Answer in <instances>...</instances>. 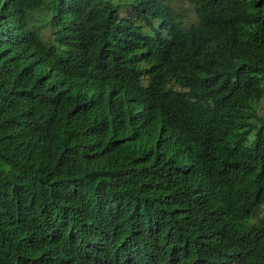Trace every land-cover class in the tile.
Returning <instances> with one entry per match:
<instances>
[{
    "label": "trees",
    "instance_id": "trees-1",
    "mask_svg": "<svg viewBox=\"0 0 264 264\" xmlns=\"http://www.w3.org/2000/svg\"><path fill=\"white\" fill-rule=\"evenodd\" d=\"M190 1L0 0V264H264V0Z\"/></svg>",
    "mask_w": 264,
    "mask_h": 264
},
{
    "label": "rangeland",
    "instance_id": "rangeland-1",
    "mask_svg": "<svg viewBox=\"0 0 264 264\" xmlns=\"http://www.w3.org/2000/svg\"><path fill=\"white\" fill-rule=\"evenodd\" d=\"M177 6L180 9V13L183 16V25L186 28H190L193 24L197 22L195 12L193 10V7H191V1L190 0H176ZM189 3V4H188ZM43 31L48 36H51L50 34V27L48 25L43 26Z\"/></svg>",
    "mask_w": 264,
    "mask_h": 264
},
{
    "label": "bare ground",
    "instance_id": "bare-ground-1",
    "mask_svg": "<svg viewBox=\"0 0 264 264\" xmlns=\"http://www.w3.org/2000/svg\"><path fill=\"white\" fill-rule=\"evenodd\" d=\"M106 1H107V0H106ZM106 3H107V2H106ZM188 4H189V3H188ZM111 5H112V4H111ZM109 8H110V7H109ZM104 11H105V9H104ZM137 11H138V10H137ZM105 12H107V10H106ZM105 12H104V13H105ZM118 12H119V11H118ZM146 15H147V14H146ZM143 17H144V16H143ZM144 18H145V17H144ZM141 31H142V30H141ZM149 38H150V37H149Z\"/></svg>",
    "mask_w": 264,
    "mask_h": 264
}]
</instances>
